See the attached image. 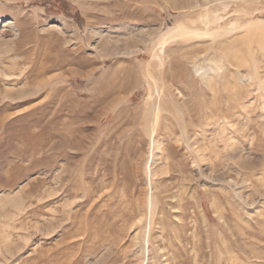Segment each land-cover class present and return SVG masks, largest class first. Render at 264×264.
I'll list each match as a JSON object with an SVG mask.
<instances>
[{
    "label": "rangeland",
    "instance_id": "374dc122",
    "mask_svg": "<svg viewBox=\"0 0 264 264\" xmlns=\"http://www.w3.org/2000/svg\"><path fill=\"white\" fill-rule=\"evenodd\" d=\"M0 264H264V0H0Z\"/></svg>",
    "mask_w": 264,
    "mask_h": 264
}]
</instances>
